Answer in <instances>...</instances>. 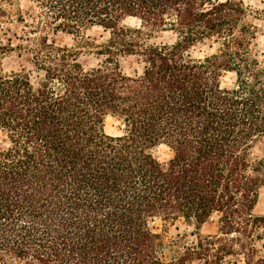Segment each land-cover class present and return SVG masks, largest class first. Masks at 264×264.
Listing matches in <instances>:
<instances>
[{
	"label": "trees",
	"instance_id": "obj_1",
	"mask_svg": "<svg viewBox=\"0 0 264 264\" xmlns=\"http://www.w3.org/2000/svg\"><path fill=\"white\" fill-rule=\"evenodd\" d=\"M28 1L0 0V58L29 51L40 74L0 72V264H264V53L243 1ZM92 27L109 37L89 69L48 34ZM161 31L174 42L149 41ZM208 40L214 53L186 54ZM122 55L141 69L123 72ZM212 216L216 233L167 260L156 219Z\"/></svg>",
	"mask_w": 264,
	"mask_h": 264
},
{
	"label": "rangeland",
	"instance_id": "obj_2",
	"mask_svg": "<svg viewBox=\"0 0 264 264\" xmlns=\"http://www.w3.org/2000/svg\"><path fill=\"white\" fill-rule=\"evenodd\" d=\"M245 7L248 9L251 22L258 28V43L260 50L264 53V0H242ZM20 6L26 10L29 6L28 0H19ZM127 26H138L140 24L137 18H127L123 22ZM13 30L19 28L18 24L11 25ZM50 38L54 40L57 45L66 46L75 50L78 61L86 68H93L103 64L106 60V55L99 54L100 49L106 43L109 32L102 27H92L83 30L77 34H67L64 32L53 33L48 32ZM175 40V35L172 32H155L151 35L149 41L156 43L171 44ZM16 43V40H15ZM217 44L213 41H204L192 46L187 52L193 58H203L215 52ZM119 67L125 73L134 72L136 69L140 70L141 65L135 56L122 55L119 56ZM25 70L31 75V79L36 82L40 78V74L35 69L31 53L29 51H13L7 53L0 58V72H11ZM223 86H233L236 81V76L233 72H223L222 75ZM123 123L117 117L108 115L105 118V131L110 135H119L123 132ZM7 146V139L4 132L0 131V148ZM152 152L163 164L171 157L170 149L164 145L159 144L152 148ZM254 155L264 153V134L260 136L254 143ZM254 212L259 215H264V189L261 191ZM154 227L159 231L165 242V255L167 260L176 258L182 252V244H188L195 241L198 233L214 234L218 230L217 217L212 216L201 226H197L195 222H187L180 218L177 220L164 221L156 219ZM260 254L264 255V248L260 250ZM187 264H198L192 262Z\"/></svg>",
	"mask_w": 264,
	"mask_h": 264
}]
</instances>
